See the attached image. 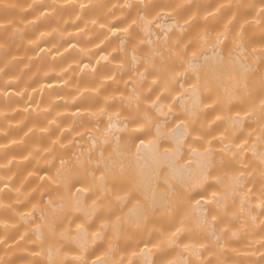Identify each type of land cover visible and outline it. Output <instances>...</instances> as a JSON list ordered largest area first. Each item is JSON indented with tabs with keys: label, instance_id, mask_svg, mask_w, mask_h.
I'll return each instance as SVG.
<instances>
[{
	"label": "bare ground",
	"instance_id": "6f19581e",
	"mask_svg": "<svg viewBox=\"0 0 264 264\" xmlns=\"http://www.w3.org/2000/svg\"><path fill=\"white\" fill-rule=\"evenodd\" d=\"M262 98L264 0H0V264H264Z\"/></svg>",
	"mask_w": 264,
	"mask_h": 264
},
{
	"label": "snow or ice",
	"instance_id": "6c2138e0",
	"mask_svg": "<svg viewBox=\"0 0 264 264\" xmlns=\"http://www.w3.org/2000/svg\"><path fill=\"white\" fill-rule=\"evenodd\" d=\"M145 28H147V24H145ZM249 69L246 66H242L241 71L242 72H247ZM199 77H197L198 79ZM195 85H193V89H195ZM159 99V98H158ZM153 104H155V101L153 102ZM259 113H260V121L261 124L264 125V98H262L260 100V104H259ZM251 135V133L249 134ZM261 140L264 141V127H261ZM143 143V141H141V144ZM247 144V141H244L243 144L238 145L237 147L241 149V151L238 153L239 155H241L243 157L244 155V146ZM193 151H195L193 149ZM253 156H257V153L255 150H253L252 152ZM258 159L260 161V163L262 165H264V153H260L258 156ZM242 167L247 168L248 165L247 164H242ZM241 175H243V173H241ZM187 187V186H186ZM249 191H251V189H249ZM215 193H213V197L215 198ZM197 204H199V201H197ZM213 219H215V216H213ZM78 228H82V225H77ZM187 247V246H186Z\"/></svg>",
	"mask_w": 264,
	"mask_h": 264
}]
</instances>
